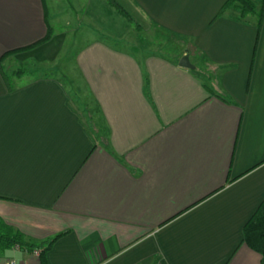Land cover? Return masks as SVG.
Returning a JSON list of instances; mask_svg holds the SVG:
<instances>
[{
  "label": "crops",
  "instance_id": "1",
  "mask_svg": "<svg viewBox=\"0 0 264 264\" xmlns=\"http://www.w3.org/2000/svg\"><path fill=\"white\" fill-rule=\"evenodd\" d=\"M114 1L131 21L108 0H0V219L60 235L44 263L0 264H264L244 239L264 201V17ZM135 25L183 49L141 53ZM64 50L79 83L50 72Z\"/></svg>",
  "mask_w": 264,
  "mask_h": 264
},
{
  "label": "trees",
  "instance_id": "2",
  "mask_svg": "<svg viewBox=\"0 0 264 264\" xmlns=\"http://www.w3.org/2000/svg\"><path fill=\"white\" fill-rule=\"evenodd\" d=\"M114 7H116L119 12H121L124 16H126L130 21L132 20L129 14L114 0H108ZM234 6L237 8L241 16H246L251 13H258L261 17H264V0H262V8L260 11H256L255 5L251 0H229L223 10ZM137 25H135L136 27ZM50 38V33H47V36L37 43L22 48L8 52L5 56L16 54L19 52L30 50L44 42H46ZM60 235H57L55 238L41 242V243H32L29 242L26 237L20 232L6 224L4 221L0 219V255H2L5 251L18 248L21 250L34 251L35 249L40 251L41 262L44 263L46 259V253L55 242V240ZM244 239L246 244L260 253L264 258V201L262 202L259 209L253 215V217L248 221V223L244 227Z\"/></svg>",
  "mask_w": 264,
  "mask_h": 264
},
{
  "label": "rangeland",
  "instance_id": "3",
  "mask_svg": "<svg viewBox=\"0 0 264 264\" xmlns=\"http://www.w3.org/2000/svg\"><path fill=\"white\" fill-rule=\"evenodd\" d=\"M135 31L138 35L137 45L138 47H140L141 53L143 52L151 54L152 52H162L163 54L170 55L172 52H178L180 49H183V43H181V41H178L174 36L156 29L155 27H147L146 30V28L138 25L137 27H135ZM71 52H67V50H64V52L61 54V59L55 64L60 69L55 68L50 70V72L55 75L59 73V70H62L64 75V71L67 70L69 72V77H64V79L66 80L68 85H71V82H80L79 77H76V73H73L74 62L73 59H71ZM191 61H193L192 64L194 65V59H192ZM196 64H200V62ZM24 66L25 65L23 63H15V65H11V69L19 68V70H21ZM197 66L201 68V65ZM37 74L44 75L46 74V71L38 70Z\"/></svg>",
  "mask_w": 264,
  "mask_h": 264
},
{
  "label": "water",
  "instance_id": "4",
  "mask_svg": "<svg viewBox=\"0 0 264 264\" xmlns=\"http://www.w3.org/2000/svg\"><path fill=\"white\" fill-rule=\"evenodd\" d=\"M179 65L182 67L194 69V65L190 62V59L187 55H184L179 60Z\"/></svg>",
  "mask_w": 264,
  "mask_h": 264
},
{
  "label": "built area",
  "instance_id": "5",
  "mask_svg": "<svg viewBox=\"0 0 264 264\" xmlns=\"http://www.w3.org/2000/svg\"><path fill=\"white\" fill-rule=\"evenodd\" d=\"M33 253L35 254V255H39V251L38 250H34L33 251ZM5 264H26V263H24V262H20V261H17V260H9V261H7Z\"/></svg>",
  "mask_w": 264,
  "mask_h": 264
}]
</instances>
